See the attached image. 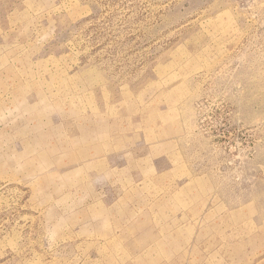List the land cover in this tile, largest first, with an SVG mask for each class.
Wrapping results in <instances>:
<instances>
[{"label":"rangeland","instance_id":"rangeland-1","mask_svg":"<svg viewBox=\"0 0 264 264\" xmlns=\"http://www.w3.org/2000/svg\"><path fill=\"white\" fill-rule=\"evenodd\" d=\"M0 264H264V0H0Z\"/></svg>","mask_w":264,"mask_h":264}]
</instances>
